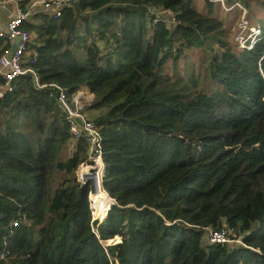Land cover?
I'll use <instances>...</instances> for the list:
<instances>
[{
    "label": "trees",
    "instance_id": "obj_1",
    "mask_svg": "<svg viewBox=\"0 0 264 264\" xmlns=\"http://www.w3.org/2000/svg\"><path fill=\"white\" fill-rule=\"evenodd\" d=\"M225 1L259 25L264 0ZM167 10L170 28L155 23ZM242 14L211 0H77L26 26L41 81L94 94L85 112L101 126L110 198L94 219L76 175L86 140L51 90L19 77L0 98V264H264V24L240 47ZM194 48L207 55L198 70L165 71ZM224 226L249 247L210 243L207 228Z\"/></svg>",
    "mask_w": 264,
    "mask_h": 264
},
{
    "label": "built area",
    "instance_id": "obj_2",
    "mask_svg": "<svg viewBox=\"0 0 264 264\" xmlns=\"http://www.w3.org/2000/svg\"><path fill=\"white\" fill-rule=\"evenodd\" d=\"M16 1L17 0H11ZM220 2L227 11L233 10L236 6L243 11L240 27L241 36L237 39L241 47L253 48L255 43L263 36L260 27H251L246 19L247 9L240 2L228 5L225 0H211ZM77 0H31L27 5L17 2V12L6 27H0V41L18 43L16 47H6L0 53V98L14 90V82L23 75L31 76L33 84L37 89L51 90L56 102L65 115L71 134L75 140L84 138L88 145V154L77 169L78 182L82 185H89L91 191L89 198L91 207L94 206L92 194L105 190L103 181L105 177L106 164L103 157V137L101 126L96 120L85 112V105L89 103L87 96L79 90L69 95L67 89L58 82H42L37 71L32 67L36 60V53L29 49L33 41L32 34L24 27V22L29 20L35 13L38 6H42L54 18L60 17L64 10L72 7ZM157 21H163L168 28L177 23L174 12L171 10L158 12ZM249 30V33L245 32ZM106 192V190H105ZM95 217V215H94ZM207 237L210 243H226L233 247H249L238 235L234 228L224 226L221 229L207 228ZM4 257V255H3Z\"/></svg>",
    "mask_w": 264,
    "mask_h": 264
},
{
    "label": "rangeland",
    "instance_id": "obj_3",
    "mask_svg": "<svg viewBox=\"0 0 264 264\" xmlns=\"http://www.w3.org/2000/svg\"><path fill=\"white\" fill-rule=\"evenodd\" d=\"M200 6H201V1L199 3V7ZM252 23L256 25L264 24V8L263 7H260V6L258 7V10H256V16L253 17ZM238 24H239V20L237 19L235 25L232 26L231 38H232V35L234 34L237 39L241 36V34L235 31L236 29L235 27H237ZM259 25L258 27H260ZM239 46L241 47L240 44ZM206 57H207L206 53L201 48L188 49L185 55L177 61V64H174L172 61H170V63L164 69L165 71H168L172 75L177 76L180 74H184L185 72H190L193 68H196V70H198L200 65L202 64V61L206 59ZM86 106L87 104L85 105V109H86ZM99 194L100 195H97V194L92 195V199L94 200V202H98V201L103 202L105 199L110 198L109 193H107V191L105 192V190H102V192ZM101 199H104V200L100 201ZM120 227H123V226H120ZM121 235H122V232H121Z\"/></svg>",
    "mask_w": 264,
    "mask_h": 264
},
{
    "label": "crops",
    "instance_id": "obj_4",
    "mask_svg": "<svg viewBox=\"0 0 264 264\" xmlns=\"http://www.w3.org/2000/svg\"><path fill=\"white\" fill-rule=\"evenodd\" d=\"M31 0H17L19 3H23V5H27ZM17 2L11 0H0V27H6L8 22L15 17L17 12ZM41 14H49V12L45 11L42 6H38L36 8V13L27 21L24 22V27L28 24H38L41 20ZM50 15V14H49ZM32 34L33 39L36 38L35 31L29 30ZM18 43H8L6 41H0V53L6 47L11 46L12 48L16 47ZM89 99L88 102H91L94 99V94L90 92V90L86 87L80 89Z\"/></svg>",
    "mask_w": 264,
    "mask_h": 264
},
{
    "label": "water",
    "instance_id": "obj_5",
    "mask_svg": "<svg viewBox=\"0 0 264 264\" xmlns=\"http://www.w3.org/2000/svg\"><path fill=\"white\" fill-rule=\"evenodd\" d=\"M108 193V192H107ZM113 199V198H112ZM115 202H116V200L115 199H113V203H112V205H111V207L115 204ZM111 207H110V209H111ZM110 209H109V211H110ZM109 211H108V213H109ZM107 217V216H106ZM96 219V218H95ZM106 219V218H105Z\"/></svg>",
    "mask_w": 264,
    "mask_h": 264
},
{
    "label": "bare ground",
    "instance_id": "obj_6",
    "mask_svg": "<svg viewBox=\"0 0 264 264\" xmlns=\"http://www.w3.org/2000/svg\"><path fill=\"white\" fill-rule=\"evenodd\" d=\"M102 192V190L101 191H98V192H96V193H94L93 195H100L99 193H101ZM104 199H101L100 201H103Z\"/></svg>",
    "mask_w": 264,
    "mask_h": 264
}]
</instances>
